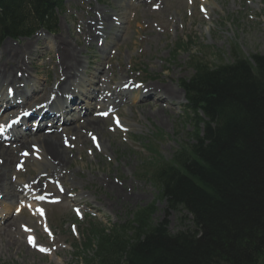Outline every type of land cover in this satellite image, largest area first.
<instances>
[{
    "label": "rangeland",
    "instance_id": "obj_1",
    "mask_svg": "<svg viewBox=\"0 0 264 264\" xmlns=\"http://www.w3.org/2000/svg\"><path fill=\"white\" fill-rule=\"evenodd\" d=\"M202 1H206L208 19H204ZM190 2H194V7ZM64 3L65 12L60 16V26L54 37L65 36L66 33L76 36L75 26L82 19L87 20V14L91 15L92 10L108 19L103 25L107 33L104 37L106 51H103L104 47L97 46L96 40L90 45L82 42L77 47L81 60L91 61L92 71L94 67H102L113 70V76L122 73L126 79H136L144 84L164 82L181 89L179 80L190 76L189 62L194 56L209 64L228 61L233 45L246 56L264 53L263 0H64ZM152 5L158 6L157 9ZM119 17L122 18L123 31L109 44V35L115 32ZM187 36H193V48L180 51L173 58L174 43ZM45 57L47 61L49 56L46 54ZM38 62L40 60L37 59ZM39 72L41 79L44 74L48 75L51 85L54 75L50 65L39 69ZM144 73L151 78L145 79ZM184 103L183 94L176 106L167 107L157 118L149 113L148 108L152 109L149 104L130 108L120 105L115 110L118 116L110 115L101 125L102 129L95 132L96 136L100 135L97 137L99 149H93L88 140L87 145L69 154L72 159L66 170L77 169L78 173L76 177L73 173H66L61 183L66 192L76 194L80 201L65 203L70 200L66 197L59 205L46 206L49 226L54 232H59L55 234L57 239L54 243L43 240L51 252H32L26 245L20 228L27 224L39 235V223L43 221L31 218L26 212L16 218L9 232H0V264H82L70 243L69 246L65 244L74 242L69 233V223H77L79 234L82 228L83 222H77L71 212L74 204H79L85 220L96 216L97 220L110 226L126 221L129 212L154 202L153 222L168 220L171 232L189 225L190 216L185 211H166L165 202L157 199L154 183L144 175L145 161L151 154L148 146L152 145L162 157L170 159L178 144L188 140L192 123L184 112ZM68 134L73 136L71 131ZM78 152L81 155H77ZM80 157L85 160L83 167L80 166ZM40 165H33L30 161L17 176L25 181L37 180L39 174L40 177L44 174L43 170L37 169ZM110 183L112 190H109ZM179 216H186L184 225L178 222ZM8 238L17 241L9 252L6 247L10 241ZM76 238L79 239V235ZM54 247L57 248L55 253Z\"/></svg>",
    "mask_w": 264,
    "mask_h": 264
},
{
    "label": "trees",
    "instance_id": "obj_2",
    "mask_svg": "<svg viewBox=\"0 0 264 264\" xmlns=\"http://www.w3.org/2000/svg\"><path fill=\"white\" fill-rule=\"evenodd\" d=\"M59 3L0 0V27L12 32L30 13L48 23ZM233 57L192 60L181 86L194 141L148 167L166 210L187 211L190 225L170 232L167 220L151 221L153 204L139 208L125 226L92 231L85 264H264V53Z\"/></svg>",
    "mask_w": 264,
    "mask_h": 264
},
{
    "label": "bare ground",
    "instance_id": "obj_3",
    "mask_svg": "<svg viewBox=\"0 0 264 264\" xmlns=\"http://www.w3.org/2000/svg\"><path fill=\"white\" fill-rule=\"evenodd\" d=\"M193 3L194 2H190V6H192ZM91 15L92 16H90L88 21L81 23L82 25L80 26V29L77 31V33L82 34L89 40H94L95 37L98 36L97 23L107 22L108 19H105L102 15L97 17L93 16L92 12ZM122 31V28H117L116 31L110 36L113 42L115 39L119 38L120 32ZM98 38L99 36L95 40ZM81 41L82 40L79 36L75 37V45H78V42ZM75 45L63 36H59L55 39H51L49 41V45L45 47V50H41V52L50 51L54 54L57 60L51 67L55 70V72L57 70L58 75L61 77L59 80H56L53 83L50 89H48V92L52 93V97L48 100L45 106L50 104L51 107L54 106L61 108V111H64L66 115H69V117L65 116L61 119V128L63 129L62 132H64V126H68L69 130L74 134V138H77V143L72 140V137H68V142L64 144V140L61 138V135L59 136L57 133V128L54 126L46 128L42 133L30 136L26 134L25 136L30 137L31 139V141H26V143L23 142V138L20 136L14 137V139L10 141L11 144L20 143V146L31 142V145L26 146L27 150L29 151H27L25 155H28V158L27 156H21V160L23 163L31 161L33 165L41 164L40 167H37V169L43 170L41 172H48V176H46L44 180H59L64 177L66 173V167L69 166V163L72 159V156L69 154H72L76 148H82L83 145H87L88 140H91V136L87 137L88 134L91 133L93 136L96 131L102 129L101 125L103 124L104 120L99 116V110H106L112 107V105H115V98L118 99V101L121 100L120 103H134L135 97L137 96L131 95L132 92L137 90V88L132 87L127 81L126 76H123L122 73H119L117 76H113V74L109 75V73L102 67H94L93 71H91L88 76L89 79H86L85 74H87V72H85L83 75L81 73V59L79 55L80 51ZM25 47L28 49L27 45ZM106 48L107 47H104L103 51H106ZM19 52L20 51H17L8 45L3 47L1 50L2 56L0 57V67H2L3 70L0 69V74L6 72L8 74L12 73L14 76L17 75L16 72L21 70ZM29 54L30 55L26 56V59L28 62L30 61L31 64L32 60L35 59V52L32 50L29 52ZM11 78L15 77L11 76ZM11 78L8 81L9 84L13 82ZM80 84L85 86L86 91L79 92L78 95L75 96L74 92ZM3 86L4 82L0 78V91ZM146 86H153L154 88L158 89V91L161 92L164 97L162 100L157 99L156 102L148 105L150 108H152V106L154 107L152 109L148 108V110L149 113L156 118L159 114H163L167 107L172 108L176 106V104L180 102V99L183 98V92L181 89L177 88L176 86H172L171 84H166L164 82H158L155 85L147 84L144 86L145 89ZM10 89H14L15 91L18 90L16 87H6L2 91V94H6V90ZM36 92L37 93L35 95L38 93L45 95L43 88L39 87ZM64 93H72L74 95L73 101H80L82 100L83 95L85 96L86 101L84 105L81 106V108L84 109V113L82 115H80V113H76L75 109L72 107H69L68 109H62L63 106L67 107L68 105H66V103L57 96H59V94L63 95ZM150 97L151 96L144 97L143 99L145 101H149ZM87 99H91L93 104H88ZM122 100L125 101L123 102ZM71 102L72 101H70V103ZM101 102H106L107 104H102ZM1 103L2 99L0 97V104ZM9 113L10 111L3 110L0 113V116L3 117L2 119L6 120ZM57 120L59 121L60 119L58 118ZM0 123L4 125V121H1ZM48 130H51V132L48 133ZM2 131H4V129L0 128V203L1 205H4L3 202L6 203V201H9V203H11V200L18 197L16 194L18 190H21L22 193H24L23 197L29 198L30 194L38 193L39 188L37 186L38 184L29 181L32 179L20 183L23 189L18 186V183L23 181V179L18 181L13 180V175L10 171L12 169L14 160L19 157V148H10V146L2 140L4 138ZM99 136L100 135L98 134V137ZM91 152L93 153L92 150ZM77 155H81V152H78ZM80 159H82V157H80ZM81 161L82 163L80 166H85V160L82 159L80 162ZM72 171L73 173H78L77 169ZM110 184L109 190H112V183ZM122 193L125 192L122 191ZM4 209L5 214L2 218L5 224L3 223V228H1L0 231L3 230L5 233L9 232L10 230L7 229L8 225H15V219L10 218V215H8L12 209V207H9L8 203L5 204ZM7 221H9V224H7ZM1 225L2 224L0 223V227ZM10 238H8L10 241L6 243L8 252L17 244V241L11 240Z\"/></svg>",
    "mask_w": 264,
    "mask_h": 264
},
{
    "label": "snow or ice",
    "instance_id": "obj_4",
    "mask_svg": "<svg viewBox=\"0 0 264 264\" xmlns=\"http://www.w3.org/2000/svg\"><path fill=\"white\" fill-rule=\"evenodd\" d=\"M42 198V197H41Z\"/></svg>",
    "mask_w": 264,
    "mask_h": 264
}]
</instances>
